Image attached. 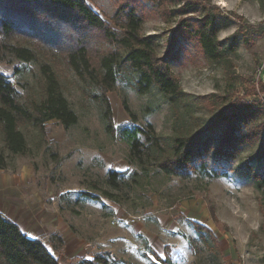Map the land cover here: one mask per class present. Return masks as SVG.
Returning a JSON list of instances; mask_svg holds the SVG:
<instances>
[{"label":"rangeland","instance_id":"obj_1","mask_svg":"<svg viewBox=\"0 0 264 264\" xmlns=\"http://www.w3.org/2000/svg\"><path fill=\"white\" fill-rule=\"evenodd\" d=\"M190 1L222 9L219 39L227 42L233 32L240 31L242 39L229 55L228 66L207 62L199 47L186 38L171 42L181 18L194 20L201 14L199 3L183 12L181 6ZM86 2L113 27L119 7L134 5L143 19L141 32L158 35V53L172 44L176 58L170 61L171 70L193 97L252 90L256 93L246 99L264 102V8L254 0ZM58 24L50 21L36 37L22 39L36 49L35 61L0 59V71L22 97L31 100L43 92L41 63L49 64L78 121L67 128L56 119L40 129L21 124L27 148L19 154L8 153L0 137V150L7 154V165L0 168V209L14 213L21 206L34 212L35 224L27 218L28 212L20 216L60 264H78L95 254H105L112 264H264V195L237 169L253 147H244L232 162L209 158L205 169L188 175L162 172L148 143L141 147L143 159L138 160L123 130L151 124L157 135L168 138L175 120L169 104L155 90L138 93L132 85L134 75H121L115 89L106 92L111 108L107 119L101 100L94 95L98 89H90L65 59L69 46L81 38H86L89 53L96 58L105 47L103 37L80 22L68 29ZM193 112L199 119L186 123L194 127L213 114L203 106ZM252 163L264 173V159ZM110 171L117 172L116 184L110 182ZM4 178H8L5 185ZM56 209L61 229H44L43 218L51 220ZM196 223L210 229L215 238L206 230L197 231ZM53 232L59 233L62 244L57 239L50 242Z\"/></svg>","mask_w":264,"mask_h":264},{"label":"trees","instance_id":"obj_2","mask_svg":"<svg viewBox=\"0 0 264 264\" xmlns=\"http://www.w3.org/2000/svg\"><path fill=\"white\" fill-rule=\"evenodd\" d=\"M264 4V0H260ZM199 3L201 14L193 18H181L171 35V42L180 37L193 41L203 58L213 64L228 66L230 54L236 52L240 31L232 33L229 41L219 39V16L222 9L205 2H186L181 6L184 13ZM50 21L67 29L76 22L84 28L99 32L105 47L96 58L89 53L86 38L67 49L65 59L76 75L90 89H98L96 99L101 100L103 113L110 118L111 108L106 92L115 89L118 76H132V85L140 94L155 90L169 104L174 117V131L164 138L157 135L151 124L124 129L130 152L138 160L143 159L142 146L148 150L155 165L168 175H188L205 169L207 160L232 162L237 160L246 146L253 149L246 160L239 162L240 175L253 181L264 195V173L252 162L264 159V102L257 98L246 99L256 93L245 90L244 94L210 93L197 97L185 91L171 70L170 61L176 58L172 44L162 54L157 51L158 35L141 32L142 17L132 4H122L109 25L91 8L86 0H0V59L18 58L24 61L37 59L36 49L22 41L36 37ZM50 26V25H49ZM47 27V29L49 28ZM54 34V33H53ZM244 43L246 40H242ZM45 76L43 92L39 98L27 100L18 92L12 81L0 71V137L10 154L25 152L27 142L21 124L38 129L46 122L58 120L64 127L78 121L77 113L59 87V81L49 64L41 63ZM213 112L205 123L187 125L195 121L193 109L202 107ZM124 107L127 104L124 101ZM189 118V119H187ZM111 128L110 122L107 124ZM7 165V154L0 150V168ZM213 173H217L216 170ZM110 182L116 184L117 172L110 171ZM196 225H198L196 223ZM206 230L213 239L210 229ZM62 244L54 233L50 242ZM57 242V243H58ZM54 249L57 245L52 244ZM0 264H60L56 255L38 237H31L20 226L0 212ZM78 264H112L105 254L84 258Z\"/></svg>","mask_w":264,"mask_h":264},{"label":"crops","instance_id":"obj_3","mask_svg":"<svg viewBox=\"0 0 264 264\" xmlns=\"http://www.w3.org/2000/svg\"><path fill=\"white\" fill-rule=\"evenodd\" d=\"M255 1V3L257 4V5H260L262 8H264V4H262L261 2H260V0H254ZM223 7V6H222ZM263 84H264V72H263ZM1 169H3V168H1ZM7 180H8V178H4L3 180H2V184H6V182H7ZM0 185H1V183H0ZM3 186V185H2ZM4 187V186H3ZM2 189H4V188H2ZM18 205V204H17ZM21 205V203H19V206ZM24 211H26V212H28L27 211V209H23V208H21V206L20 207H18V209H16L15 210V212L14 213H7V212H5V211H2L1 209H0V212L2 213V214H4L6 217H8V218H10L11 220H13L14 222H16L19 226H20V228L22 229V231L23 232H25L27 235H29V236H31V237H38V238H40L41 240H42V238L40 237V235L37 233V232H35L33 229H29V228H27L26 227V225H25V220H24V218H21V216H20V213L21 212H24ZM56 211L57 212H55L54 214H51V220H47V219H45V218H43V222H42V227L45 229V227L49 230V231H59L60 229H61V227H60V217H59V213H58V210L56 209ZM29 213V215L27 214V218L29 219H31V220H33L34 221V224H35V218H38V216L34 213V212H32V211H30V212H28ZM54 233H56V232H53L52 234H54ZM51 234V235H52ZM57 234V233H56ZM59 234V233H58ZM42 236V235H41ZM43 241V240H42ZM44 242V241H43ZM57 257V256H56Z\"/></svg>","mask_w":264,"mask_h":264},{"label":"snow or ice","instance_id":"obj_4","mask_svg":"<svg viewBox=\"0 0 264 264\" xmlns=\"http://www.w3.org/2000/svg\"><path fill=\"white\" fill-rule=\"evenodd\" d=\"M220 2H222V0H220Z\"/></svg>","mask_w":264,"mask_h":264}]
</instances>
